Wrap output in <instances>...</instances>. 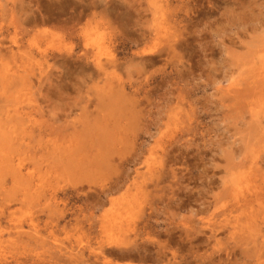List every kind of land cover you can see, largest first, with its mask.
Here are the masks:
<instances>
[{"label": "rangeland", "instance_id": "1", "mask_svg": "<svg viewBox=\"0 0 264 264\" xmlns=\"http://www.w3.org/2000/svg\"><path fill=\"white\" fill-rule=\"evenodd\" d=\"M0 264H264V0H0Z\"/></svg>", "mask_w": 264, "mask_h": 264}, {"label": "bare ground", "instance_id": "2", "mask_svg": "<svg viewBox=\"0 0 264 264\" xmlns=\"http://www.w3.org/2000/svg\"><path fill=\"white\" fill-rule=\"evenodd\" d=\"M105 194H106V193H105ZM105 194H104V195H105ZM121 249H122V248H121ZM122 250H123V249H122ZM124 252H126V251H124ZM131 252H133V251H131ZM119 253H120V252H119ZM122 253H123V251H122ZM126 254H127V253H126ZM131 254H133V253H131ZM119 256H120V255H119ZM124 256H125V255H124ZM126 258H128V257H126Z\"/></svg>", "mask_w": 264, "mask_h": 264}]
</instances>
